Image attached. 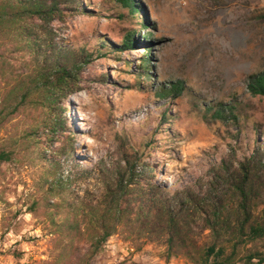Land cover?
Segmentation results:
<instances>
[{
  "label": "rangeland",
  "instance_id": "1",
  "mask_svg": "<svg viewBox=\"0 0 264 264\" xmlns=\"http://www.w3.org/2000/svg\"><path fill=\"white\" fill-rule=\"evenodd\" d=\"M21 2L0 0V147L10 152L0 164V264H194L183 252L166 259L157 224L150 231L134 212L91 253L101 220L89 204L103 208L105 186L127 157L158 197L217 195L236 221L239 195L226 174L264 156V96L246 87L264 69V0H136L133 12L116 0H80L45 29ZM48 28L62 47L89 53L81 88L59 100L67 138L48 131L53 114L39 82L34 41ZM128 32L134 44L120 46ZM176 82L180 91L160 94ZM253 185L251 215L260 218L264 168ZM189 205L193 249L202 250L213 234ZM68 221L81 232H63ZM246 247L264 251V237Z\"/></svg>",
  "mask_w": 264,
  "mask_h": 264
},
{
  "label": "trees",
  "instance_id": "2",
  "mask_svg": "<svg viewBox=\"0 0 264 264\" xmlns=\"http://www.w3.org/2000/svg\"><path fill=\"white\" fill-rule=\"evenodd\" d=\"M19 1H22L20 4L23 6L26 16L36 17L43 29L53 19H62L66 13L65 9L76 8L80 2V0ZM116 1L131 12L136 8V0ZM45 33L46 38L40 42H34L37 45V53H39V49L42 50L39 53L42 55L43 64L42 70L39 72V82L46 88L45 105L48 111L53 114L47 128L53 136L67 138V115L65 107L59 105V100L81 88L78 84L81 65L88 61L89 53L83 47L79 52L62 47L54 40L49 28L45 30ZM134 41L133 32H128L123 35L119 45L131 46ZM148 55V53L143 55L144 71L148 68L145 65ZM246 87L251 94L264 96V69L250 74ZM180 89H182L181 83L176 82L172 83L170 87L162 86L160 94L167 95L169 92H178ZM231 109L232 106H229L227 110L231 111ZM214 114L217 117H223L220 109H215ZM65 148L62 146L63 150ZM9 157L10 152L0 147V164ZM42 158L50 159L47 155ZM124 160V166L113 169V179L105 186L103 208H101L99 200L91 201L89 204L90 210L93 213H98L101 220V229L96 231V235L90 243L92 245L91 253H95L100 245L116 231L117 225L125 214L134 212L141 216L145 225H151L150 231L157 230L158 227V232L164 235L167 250L166 259L172 254L183 252L194 264H236L239 261H242L243 264L264 263V251L246 247L249 242L264 237V207L260 218H252L250 209L253 206V198L257 194L256 186L253 185L254 180L264 168V156L256 157L252 154L238 161V170L228 171L226 174L230 186L239 195L238 218L235 222L227 214H223L217 195L211 201L195 196L192 199L189 196L180 199L158 197L156 194L159 188L139 174L137 170L139 161L127 157H124ZM91 170V167H88L83 172L87 174ZM66 187H70V185ZM70 191L74 192L72 188ZM190 202L192 212L198 213L203 222L202 226L208 228L213 234V241L205 245L202 250L194 251L193 249L195 239L191 235L193 229H190L185 217ZM151 213H157L160 220L156 223L150 221ZM107 217L109 220H106ZM156 224L157 227H154ZM62 231L73 234L80 233L81 229L68 221L62 224ZM222 238L225 242L221 241ZM67 245L71 246V243Z\"/></svg>",
  "mask_w": 264,
  "mask_h": 264
}]
</instances>
